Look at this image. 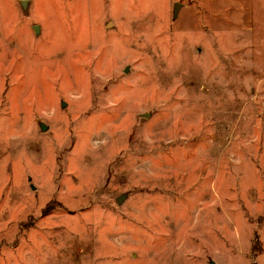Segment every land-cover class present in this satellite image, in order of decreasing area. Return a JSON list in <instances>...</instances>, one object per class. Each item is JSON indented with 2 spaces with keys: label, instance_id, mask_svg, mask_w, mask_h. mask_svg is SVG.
<instances>
[{
  "label": "rangeland",
  "instance_id": "rangeland-1",
  "mask_svg": "<svg viewBox=\"0 0 264 264\" xmlns=\"http://www.w3.org/2000/svg\"><path fill=\"white\" fill-rule=\"evenodd\" d=\"M0 264H264V0H0Z\"/></svg>",
  "mask_w": 264,
  "mask_h": 264
},
{
  "label": "water",
  "instance_id": "water-1",
  "mask_svg": "<svg viewBox=\"0 0 264 264\" xmlns=\"http://www.w3.org/2000/svg\"><path fill=\"white\" fill-rule=\"evenodd\" d=\"M178 6V5H177ZM176 6V7H177ZM123 201V196H119V197H117V199H116V202L117 203H121Z\"/></svg>",
  "mask_w": 264,
  "mask_h": 264
}]
</instances>
